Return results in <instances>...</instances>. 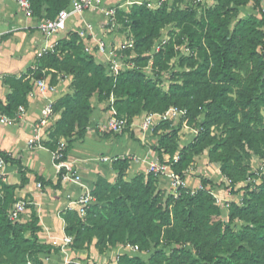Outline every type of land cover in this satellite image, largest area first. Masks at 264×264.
<instances>
[{"label": "trees", "instance_id": "1", "mask_svg": "<svg viewBox=\"0 0 264 264\" xmlns=\"http://www.w3.org/2000/svg\"><path fill=\"white\" fill-rule=\"evenodd\" d=\"M261 1L215 0L199 16L193 10H168L164 3L156 9L133 5L128 17L133 49L123 53L134 67L124 68L115 77L95 61L93 54L84 52L74 33L57 42L59 54L65 53L63 58L49 53L40 59L47 62L46 67L58 65L59 70L72 76L71 93L53 104L59 118L51 130L53 136L66 139L64 159L73 142L83 139L87 132L93 97L99 102L112 97L109 109L126 118L128 127L142 113L163 114L170 108H178L186 110L184 121L188 126L201 114L203 120L192 142L180 150L179 128L160 122L154 128L155 134L160 132L157 144L151 147L159 162H163L165 155L170 162L177 156L178 162L171 167L184 179L183 173L193 159L205 152L208 162L219 165L221 176L229 184L215 185L200 178L201 185L209 184L212 189L223 186L228 194L242 196L241 204L228 205L223 219L210 192L181 189L174 196L158 188L157 177L152 173L137 174L126 182L123 178L129 161L117 160L113 162L117 170L115 180L98 178L91 193L94 202L85 216L82 218L75 211L63 215L64 232L72 238L73 250L88 249L92 244L102 254L117 246H136L139 254L147 255L144 260L138 255L123 254L116 264H264V179L252 190L249 186L236 189L246 172L242 167L244 156L259 153L260 145H264ZM29 2L33 17L54 19L69 7L71 0ZM250 3L258 16L238 17L239 8ZM171 24L195 48L196 56L182 59L181 65L186 64L187 70L174 74L164 91L143 72L149 60L144 54L151 49L160 30ZM173 56L170 43L163 52L156 53L154 67L159 72L167 70ZM40 77L38 73L36 78ZM31 79L24 75L18 80H8L11 92L4 102L0 100V114L12 116L19 106H25L33 86ZM212 128H221L224 136H212ZM111 135L114 134L104 133L103 137ZM0 159L5 166H16L21 179L20 185L0 180V264H42L39 255L55 253L58 248L39 243L41 228L31 205L26 206L29 210L26 220L22 215L17 221L9 219L14 204L12 195L27 184V178L19 160L2 151ZM36 180L41 186L50 185L41 177ZM61 182L59 172L55 188ZM238 220L242 224L236 229Z\"/></svg>", "mask_w": 264, "mask_h": 264}, {"label": "crops", "instance_id": "2", "mask_svg": "<svg viewBox=\"0 0 264 264\" xmlns=\"http://www.w3.org/2000/svg\"><path fill=\"white\" fill-rule=\"evenodd\" d=\"M206 1L209 4L215 2V0ZM128 2L130 3V0H103V7L111 8L117 6V4L119 6L125 5ZM261 7L264 11V0L261 1ZM251 14L257 16L253 11L252 3L239 8V17ZM42 19L44 20V18ZM41 21V19L36 17H25L15 0H0V100L3 102L11 92L7 81L18 80L21 76H24L34 59V53L46 43L45 38L37 29ZM106 23V19L99 13H84L81 16L70 18L65 29L54 38L58 41L65 38L69 33L77 32L81 38H84L85 35L92 36L84 42V48L94 46L97 41H103L114 48H121L124 44L121 40L117 42L114 39L115 43H113L111 42V37L114 36L111 35L110 37L108 35L107 37L105 35L103 37L102 34L107 29H105L103 24L106 25ZM3 37L5 38L3 39ZM91 54L94 55L97 63L106 68L109 67L108 57L96 51ZM69 93L70 85L65 82H59L54 87L52 98L55 101ZM43 104V97L32 88L26 96V104L24 106L26 114L23 121L10 127L0 126V151L7 153L13 159L19 160L25 169L27 178V184L22 188L16 189L14 196L19 200H25L27 205H31L34 208L39 219V227L41 228L38 234L39 243L58 248L55 253L40 254V261L42 264H116L118 257L123 254L138 255L146 260V254H139V252H134L129 247L124 246L108 249L102 254L92 244L88 249L84 250H73L70 245L63 246L62 240L67 236L64 232L66 225L63 215L67 211V204L79 199L85 193H90L98 178H103L108 182L115 180L117 170L113 162L128 159L129 166L123 178L126 182H129L137 174L149 173L148 170L151 165L166 163L167 155L164 156L161 163L157 154L151 150V147L157 144L159 138L160 132L155 134L154 128L160 122L155 118L151 127L144 131L142 124L147 114L142 113L129 122V127L125 132L103 137L104 134H101L97 129L108 118L110 102L100 103L96 97L91 98L90 104L93 111L87 132L83 139L73 142L66 158V162L79 175L81 185L62 181L55 188L58 172L51 159V149L48 148L51 145L48 133L43 137V149L31 150L27 146L32 126L39 118ZM58 118L59 114L55 113V121ZM178 120L176 118L166 122H169L176 129L175 126ZM182 134H184L183 128L178 131L177 144L179 150L194 139L191 137L188 142L184 139L180 140ZM205 157L207 159L206 155ZM199 158V156L195 157L191 167H188L183 173L186 188L190 191L200 189L208 191L216 202L222 201L226 203V206L232 202L237 204L239 199L234 198L238 195L227 196V198L222 199L223 195L220 194V190L224 188L223 186L212 189L209 184L202 186L200 178L192 177L195 171L199 173L198 175L202 172V167L199 165L194 167ZM103 159L108 161L104 162ZM205 168L209 170L207 173L202 172L204 174V177L202 176L203 179L215 185L224 183L227 186L229 184L221 176L218 164H209L207 159ZM36 177H41L45 182H49L50 185L38 188L37 184L39 182ZM0 180L2 183L9 185H20L21 179L17 172V167L6 165L0 168ZM157 185L160 190L169 191L170 182L166 177L157 178ZM28 216L29 210L25 209L22 219L26 220Z\"/></svg>", "mask_w": 264, "mask_h": 264}, {"label": "built area", "instance_id": "3", "mask_svg": "<svg viewBox=\"0 0 264 264\" xmlns=\"http://www.w3.org/2000/svg\"><path fill=\"white\" fill-rule=\"evenodd\" d=\"M15 1L25 17H33V12L29 0ZM131 3L137 5L143 4L140 3V1H132ZM146 5H148L149 7L151 4L148 3ZM118 8L119 7L116 6L111 8H104L103 0H71L69 7L61 10L54 19H44L39 23L37 29L40 34L45 38L46 43L36 53L37 58L42 59L45 55L52 53L57 49V40L54 37H56L61 31L65 29L67 21L70 18L81 16L84 13L96 12L102 15L107 22H111L112 27H115V12L116 10H118ZM129 37V41H125L121 48H114L111 47V45H107L103 41H97L94 46L85 47L84 52L87 54H91L96 51L97 53L108 57L109 73L113 77H115L124 68L134 67V64L130 63L125 65L123 63V61L126 60V58L128 57L123 54H121L122 58L118 56V52L121 53L123 50L132 49L133 42L131 36ZM32 85V88L36 90L37 93L44 99V104L42 106L40 116L37 121L33 124L31 135L27 141V146L29 149L38 150L44 148L43 137L45 136V134L48 133V130H51V127L55 123V113L53 110L54 99L52 98L54 87L49 86L46 79L44 78L33 80ZM111 103L112 97L110 98V104ZM25 114L26 109L24 106H19L12 117L0 114V126H14L23 121ZM186 114V110L178 108H170L163 114H147L142 124V129L144 131L148 130L151 127V124L155 118L158 120V122L169 121L176 118L179 120H184ZM127 127V119L124 117H119L116 111L110 107L108 118L98 128L99 131L103 133L121 134L127 129ZM66 146L67 144L65 141H60L57 144L56 149L51 151V159L54 163L55 168L57 169V172H62V181L81 185V179L79 175L72 168V166L66 162V159H64V151L66 149ZM103 161L105 162L108 160L103 159ZM177 162V156H175L171 162L167 157L166 163L151 165L148 170L149 173H152L157 178L166 177L170 182V190L174 196H177L179 190L187 189L185 186L184 179H182L178 174H176L171 167L172 164H175ZM4 166L5 164L0 159V168ZM37 187H41L40 183L37 184ZM191 193H194V191H191ZM93 202L94 198L88 192L83 194L79 199L69 202L67 204L66 210L75 211L80 217L83 218L85 216L88 206L91 205ZM26 206L27 202L25 200L17 201L10 210L9 219L11 221L19 220L21 215L24 213ZM71 242L72 238L68 236H65L62 240L63 246H68L71 244ZM127 247H129L134 252H138V248L136 246Z\"/></svg>", "mask_w": 264, "mask_h": 264}, {"label": "rangeland", "instance_id": "4", "mask_svg": "<svg viewBox=\"0 0 264 264\" xmlns=\"http://www.w3.org/2000/svg\"><path fill=\"white\" fill-rule=\"evenodd\" d=\"M131 1L132 0H130V3H127L125 5H121V6H119V4H117L116 7H119V8L115 12V17H116V20L114 21L115 25H116L115 27L111 26V22H107L106 25L103 24L105 29L107 28L106 31L104 32V34H102L103 37H105V35H107V37H108V35H110V37H111V35L114 36V37H111L112 41L110 40L113 43H115V40H117V42H120V40H121L122 43H124V41H127V40L129 41V39H130L129 33H128V28H129L130 22H129L128 17H129V12H130L131 7L133 5H136V4L131 3ZM139 1H140V3H143L146 6V8H148V9H156L159 6H162V4L164 3L167 6L168 10H171V9L180 10V11L181 10H193V11H196L197 16H199L205 9H207L208 7H211L215 3V2H213L212 4H209L206 0H139ZM148 3L151 4L149 7H148V5H146ZM139 5H142V4H139ZM255 14H257V13H255ZM238 17H239V14H238ZM44 19H46V18H44ZM41 20H43V19H41ZM114 28H115V30H114ZM74 34L78 36V38L81 42L80 46L83 49L85 46L84 42L89 40L92 37V36L85 35L84 38H81V36H79V33L75 32ZM80 35H82V34L80 33ZM106 40H107V38H106ZM170 43L172 44V47L174 50V56L168 64V69L165 71L159 72L157 70V68L154 67V63L156 60L155 55L158 51L163 52L166 49V46H168ZM132 49H133V47H132ZM59 51H60L59 48H57V50L52 52V54H56L59 56V58H63L65 53L59 54ZM37 52L34 53V59L31 62V65L29 66V68L27 69L26 74H25V75H29L32 78L30 81L31 84H32L33 80L39 79V78H36L38 73L41 74L40 78L46 79L47 83L51 87H55L59 82H65L66 84H69V85L71 84V81H72L71 75H68L67 73L63 72L62 70H59L58 65L46 67L47 62L41 61L40 59H38L36 56ZM124 53H123V51L121 53L118 52V56H120L122 58L121 54L125 55ZM144 55H147L149 57V60H148L147 66L143 69V72L149 78L154 80L156 82V84L158 85V87H160L162 90L165 91V90H167L170 82L173 80L174 74L181 73V72L187 70L186 64L181 65L182 59L186 58V57H192V56L195 57L196 56V50H195V48H192L189 45V43L187 42V38L181 34L180 29H177L174 25L171 24V25L165 26L163 29L160 30L157 38L153 41V45H152L151 49ZM51 61L52 60H49V63ZM129 61H130V59L128 57V58H126V60L123 61V63L126 65V64H129ZM35 71L36 72L39 71V72L36 73L35 75L32 74ZM53 77H55V84H52ZM7 83H8V81H7ZM70 93H71V89H70ZM102 102L103 103H109L110 100H106V101H102ZM12 116H8V117H12ZM202 117H203V115L201 114L198 118H196V120L193 121V123L190 126H188V124H187L188 122L187 121L185 122L184 120H178L176 122V126H175L176 128H179V129L183 128L184 129V134H182V136L180 137V140L184 139L185 141L188 142V140L191 139V137L194 138L196 136V134L200 128V123L203 120ZM98 130L99 129H97V131ZM211 133H212V136H215V137L224 136V133L222 132L221 128H212ZM53 134H54V132L52 130H48V137L51 138L50 143H52L51 146L48 148L51 149V151H52V149L53 150L56 149V146L60 141L66 142L65 138L57 137L56 135L53 136ZM101 134H104V133L101 132ZM205 155L206 154L204 152L203 155L199 156L200 158L197 162L198 164L196 163L194 165V167L199 165L200 167H202L201 171L207 173V171L209 169L205 168V166H207V159H206ZM190 167H191V165H190ZM242 167L246 172H245V175L242 177L241 181L236 185V187H238L240 189V188H245V187L249 186V190H252L255 187L259 186L261 181L264 179V145H260L259 153L255 154L253 152H249L248 156H244L243 162H242ZM202 172L200 173V175H198L199 173H197L195 171L194 175L192 177L202 178V176L204 177V174ZM227 182L229 183L228 180H227ZM223 186H226V184L223 183ZM218 188H220V187H218ZM93 189H94V187H93ZM93 189L91 190L90 194L92 193ZM165 192L171 193L170 187H169V191L165 190ZM220 192H221L220 194L223 195L222 199L227 198V196H229V197L233 196L230 194L228 195V192H226L224 190V188H222L220 190ZM10 198H11V196H10ZM234 199H237V200L239 199L238 202H240V204H241L242 196L240 193ZM17 201H19V199L16 198L13 194L12 195V202L15 204ZM215 203L220 207L221 217H223V219H225L228 206H226V203H224L222 201L216 202V200H215ZM241 224L242 223L240 220L236 221V223H235L236 229H238Z\"/></svg>", "mask_w": 264, "mask_h": 264}]
</instances>
